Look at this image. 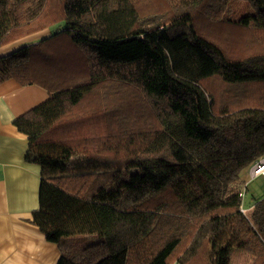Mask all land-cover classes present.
Segmentation results:
<instances>
[{
	"label": "trees",
	"instance_id": "obj_1",
	"mask_svg": "<svg viewBox=\"0 0 264 264\" xmlns=\"http://www.w3.org/2000/svg\"><path fill=\"white\" fill-rule=\"evenodd\" d=\"M204 13L242 34L232 59L197 31ZM61 22L0 55V84L49 93L14 124L57 264H230L233 247L264 264V195L242 209V171L264 156V51L234 57L250 31L264 48V0H0V47Z\"/></svg>",
	"mask_w": 264,
	"mask_h": 264
},
{
	"label": "crops",
	"instance_id": "obj_2",
	"mask_svg": "<svg viewBox=\"0 0 264 264\" xmlns=\"http://www.w3.org/2000/svg\"><path fill=\"white\" fill-rule=\"evenodd\" d=\"M51 34L45 28L23 36L1 46L0 55ZM48 97V91L37 84L22 85L13 78L0 84V264H57L61 255L57 244L31 222L39 208L41 168L25 161L28 137L14 124L18 116ZM251 189L253 199L242 208L248 215L255 200L264 195L258 185Z\"/></svg>",
	"mask_w": 264,
	"mask_h": 264
},
{
	"label": "rangeland",
	"instance_id": "obj_3",
	"mask_svg": "<svg viewBox=\"0 0 264 264\" xmlns=\"http://www.w3.org/2000/svg\"><path fill=\"white\" fill-rule=\"evenodd\" d=\"M141 1L147 2L148 0H141ZM229 16L230 15L227 14L225 18ZM232 25L234 24L226 22L225 20H222L220 22L214 21V18L207 13H204L203 15H201V17L195 20V26L199 34L203 36L204 38L214 42L218 46L222 47L227 52V55L230 59H232L231 53H232V49L234 48L235 43L239 42L242 38V34H240V36L236 35V32L232 34L233 29H231V27H235ZM64 27H65V23L61 22V23L54 24L52 26H48L45 28L49 29L52 33H54L56 31L63 29ZM261 30H264V29H261ZM253 37H254V34L253 32L250 31V35L244 37V39L250 44L242 50H237L234 57L242 53L240 58H244V57L250 56L253 51H264V48L262 46L256 47L253 49V47L251 46V43L254 40ZM256 42L264 43V38L257 39ZM84 79L85 78H82V80H79L80 83L87 82L89 80V79L87 80H84ZM231 86H237V85H231ZM231 86L227 88L228 94L230 95L231 98H233L234 100H237V104L243 105L244 95H245V93L243 95V92H242L243 88L241 86L239 87H231ZM251 166L245 168L242 171V176L245 177L247 180L246 184L243 187L242 208L246 207V205L249 204V201L253 199L251 198L252 193H253V192L251 193L252 191L251 188H253L255 185H258L260 186V189L264 191V175H261L258 178L256 177L254 179H251L250 174H249ZM229 259H230L229 260L230 264H249L250 261L252 260V254L238 247H233L230 249Z\"/></svg>",
	"mask_w": 264,
	"mask_h": 264
},
{
	"label": "built area",
	"instance_id": "obj_4",
	"mask_svg": "<svg viewBox=\"0 0 264 264\" xmlns=\"http://www.w3.org/2000/svg\"><path fill=\"white\" fill-rule=\"evenodd\" d=\"M249 174L251 179L264 175V156L252 164Z\"/></svg>",
	"mask_w": 264,
	"mask_h": 264
}]
</instances>
